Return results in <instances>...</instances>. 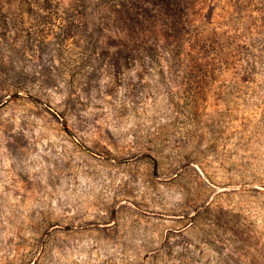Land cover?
<instances>
[{"label": "rangeland", "instance_id": "obj_1", "mask_svg": "<svg viewBox=\"0 0 264 264\" xmlns=\"http://www.w3.org/2000/svg\"><path fill=\"white\" fill-rule=\"evenodd\" d=\"M0 264H264V0H0Z\"/></svg>", "mask_w": 264, "mask_h": 264}]
</instances>
